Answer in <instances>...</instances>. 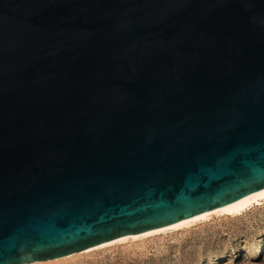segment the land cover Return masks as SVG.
I'll list each match as a JSON object with an SVG mask.
<instances>
[{
	"label": "water",
	"instance_id": "95a60500",
	"mask_svg": "<svg viewBox=\"0 0 264 264\" xmlns=\"http://www.w3.org/2000/svg\"><path fill=\"white\" fill-rule=\"evenodd\" d=\"M264 187V0H0V264Z\"/></svg>",
	"mask_w": 264,
	"mask_h": 264
},
{
	"label": "rangeland",
	"instance_id": "374dc122",
	"mask_svg": "<svg viewBox=\"0 0 264 264\" xmlns=\"http://www.w3.org/2000/svg\"><path fill=\"white\" fill-rule=\"evenodd\" d=\"M84 254L63 262L264 264V203L237 216L214 217L189 227L114 244Z\"/></svg>",
	"mask_w": 264,
	"mask_h": 264
},
{
	"label": "bare ground",
	"instance_id": "6f19581e",
	"mask_svg": "<svg viewBox=\"0 0 264 264\" xmlns=\"http://www.w3.org/2000/svg\"><path fill=\"white\" fill-rule=\"evenodd\" d=\"M263 203H264V187L254 192H251L245 196H242L238 199L232 200L230 202H227L221 205H217L197 215H193L187 218L177 220L175 222L155 226V227L148 228L145 230L127 233L117 238H113L111 240L101 242L99 244L84 248L80 251L70 253L67 255H63L59 257H52V258L43 259V260L29 261L23 264H52V263L58 264L63 261L69 260V258H72L73 256H76V255L88 253L94 250H99L101 248H105L107 246H111V245L118 244V243H123L127 241H135L137 239L145 238L151 235L164 233L169 230H177V229H181L184 227H189L199 222L202 223L203 221L210 220L211 218H214V217L237 216L239 214L244 213L248 209L250 210L251 207L255 205H261Z\"/></svg>",
	"mask_w": 264,
	"mask_h": 264
}]
</instances>
